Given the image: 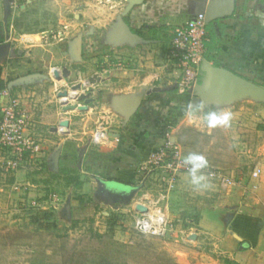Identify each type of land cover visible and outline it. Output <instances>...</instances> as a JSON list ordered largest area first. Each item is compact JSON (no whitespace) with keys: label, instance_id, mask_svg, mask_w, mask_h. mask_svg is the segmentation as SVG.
<instances>
[{"label":"crops","instance_id":"crops-1","mask_svg":"<svg viewBox=\"0 0 264 264\" xmlns=\"http://www.w3.org/2000/svg\"><path fill=\"white\" fill-rule=\"evenodd\" d=\"M124 1L122 8L113 10L112 14L106 11L104 4L99 5L103 3L101 1L82 5V10L74 13V17L78 15L80 19L77 24L80 28L67 26L61 39L54 42H49L46 32H41L39 40L26 44L31 40L28 36L36 34H24L25 40L14 38V26L8 20L13 0H8L6 9L0 0V45H3L0 49V83L4 84L0 89V111L8 99L1 92L7 89L9 97L18 99L26 117L24 133L40 146L39 152L27 156L18 170L0 175V194L6 202L4 204L2 200L0 208L5 210L11 205L13 197L16 199L13 206L18 204L21 211L27 210L28 199L42 201L50 189L60 188L69 191L64 201L48 200L36 210L34 219H40L59 206L67 218H71L76 209L87 206H117L135 187L139 162L151 148L161 143L164 124L174 125L173 136L183 156L191 149L202 153L212 165L219 158H225L221 156V143L228 145L227 152L232 155L226 158L233 159L243 151L235 152L234 148L245 144L243 135L238 133L245 131L253 108L250 103L257 105L255 107L264 117V104L252 102L254 100L249 96L223 101L213 97L206 88H201L200 94L196 95L194 92L179 93L176 88L179 71L167 58L171 38L174 30L201 10L208 0H142L127 13L128 0ZM187 6H196V10L186 15ZM263 7V0H237L232 16L218 19L216 25L206 23L208 41L203 59L264 86ZM118 15H123L139 38L113 41L111 32ZM78 35L82 37L80 56L74 43ZM118 62L121 68L115 67ZM63 68H67L68 75L57 79L54 73ZM29 74L35 76L26 82L12 83ZM95 75L99 79L89 88L99 105L87 106L84 111L64 112L58 103L59 90ZM200 79L201 75L197 81ZM142 86L150 92L143 95L138 111L127 119L119 112L117 104L121 98L139 92ZM154 88L158 90L154 91ZM190 105L202 107L198 114L190 117L187 115ZM229 110L232 112L230 127L209 128L201 118L209 112ZM102 114L114 120L108 128L110 139L94 144L90 140L93 125ZM63 119L69 120L65 132L58 125ZM53 127L58 129L54 131ZM29 157L31 160L27 162ZM74 161L81 176L80 173L74 176L70 166ZM185 176L178 177L174 190ZM13 183H18L21 188L13 191ZM250 184L251 181L246 187L247 192ZM251 185L256 194L245 193L240 184L230 187L233 196L223 199L222 203L234 207L231 214H226L230 221L228 226L217 224L216 220L205 222L210 226L205 225L210 229L205 233L225 257L236 264H264V196L261 195L264 179ZM75 186L81 191L78 197L71 193ZM173 191L169 193L166 205ZM103 213L107 215V212ZM200 214L202 222L208 219L204 211ZM0 217H7L1 209ZM14 218L19 220L17 216Z\"/></svg>","mask_w":264,"mask_h":264},{"label":"rangeland","instance_id":"rangeland-1","mask_svg":"<svg viewBox=\"0 0 264 264\" xmlns=\"http://www.w3.org/2000/svg\"><path fill=\"white\" fill-rule=\"evenodd\" d=\"M124 2V0L121 3H115L113 0H30L29 2L13 0L8 20L14 26V38L23 37L25 40L27 36L24 37V34H36V36H28L31 40L26 44L39 40L41 32H46L48 41L54 42L61 39L67 26L72 28L80 23L78 15L74 17V13L77 14L82 10L79 9L80 6L100 3L99 5L104 4L106 11L112 14L113 10L121 9ZM194 10L196 6H187L184 13L187 15ZM80 27L77 25L73 28ZM250 98L254 100L252 102L264 104L262 100L251 96ZM250 106L253 108L249 120L246 121L245 131L238 133L239 136L243 135L242 140H245V144L234 148L235 152H240L241 149L243 151L238 153L239 156L235 155V158L231 159L232 155L227 152L228 145L223 146L221 143L220 147L223 149L221 156L225 158H219L209 166L219 169L223 174L239 182L241 188L244 187L242 190L245 193L256 194V189L251 184L264 179V117L257 110L258 107H255L257 105L250 103ZM102 116L106 115L102 114L99 117L93 125V130L106 125V123L102 124ZM106 119L108 125L113 124L114 120L109 117ZM7 151L9 152L7 147L0 149L1 176L2 164L8 156ZM188 152L194 150L190 149ZM226 156L230 157L226 158ZM29 160L30 157L27 162ZM70 166L72 170L74 169V176L80 173L76 169L78 168L76 161L71 162ZM255 168H259L261 172L257 177L252 176ZM183 174L186 176L181 180L180 185L175 190V187L171 190L174 191L169 204L161 205L168 220L173 222L174 226L163 236L148 235L133 229L130 220L132 215L129 213L131 207L92 205L76 209L75 214L67 218L66 212L59 206L55 211H48L47 215L36 220L34 217L38 209L26 205L27 210L21 211L18 204L13 206L16 199L11 197V205L7 204L9 206H6L5 210L0 208L1 213L7 215L0 217V264H224L225 253L218 249L210 235L205 233L210 231L209 223L205 224V222L216 220L217 224L228 226L230 222L228 215L234 207H228L222 201L233 196V192L230 191L231 188L223 189L216 179L207 175H205L207 187H195L190 183L189 174ZM250 181V190L247 192L246 187ZM145 184L146 187H153L157 184V179H154V176L149 177L145 180ZM12 190L18 191L13 188ZM68 192L63 188L50 189L45 199L52 200L50 196L54 194L55 199L58 200L56 202L62 203ZM71 193L78 197L81 193L80 188L75 186ZM212 195L215 198H212ZM261 195L264 196V192H261ZM0 197L1 204L3 196ZM3 203L6 204L4 200ZM26 211L29 213L28 218L31 217L29 220L24 218ZM202 211L208 214V219L204 222L200 214ZM103 212H107V215ZM16 216L19 219L17 221L14 220ZM112 219L116 221L113 230L110 231L109 220ZM44 225L50 227L46 229ZM193 234H196L195 239L191 238Z\"/></svg>","mask_w":264,"mask_h":264},{"label":"built area","instance_id":"built-area-1","mask_svg":"<svg viewBox=\"0 0 264 264\" xmlns=\"http://www.w3.org/2000/svg\"><path fill=\"white\" fill-rule=\"evenodd\" d=\"M207 41L204 11L196 13L174 30L168 47L167 58L179 71L176 82L179 93H191L196 85L199 67L205 51V42ZM115 67L121 68L122 65L118 62ZM56 75L54 73V76ZM87 90V88H81L79 91L70 92L67 97H58L59 106L77 103V95L81 92H87ZM1 93L8 98L0 111L2 116L0 120V149L7 147L9 150V152L7 151V159L2 164V173L8 175L25 163L27 155L38 153L40 146L36 140L24 133L27 122L25 115L20 110L18 99L9 97L7 89ZM78 104L82 105L81 102ZM76 110L84 111L86 108ZM103 123L106 125L95 128L91 134L90 140L94 144L106 143L110 139L106 116H102ZM162 128L161 143L151 148L139 162L137 168L139 177L135 184V187L138 188L133 196L135 199H131L133 203L130 201L128 204L121 205L122 207H131L129 213L132 215L131 225L133 229L153 236H163L174 227L173 222L168 220L162 206L167 203L169 193L175 187L178 177L183 173H188L187 166L182 162L185 156H183L173 136L174 125L166 123ZM61 130L64 129L61 128ZM114 140H118V138L114 137ZM202 171L210 178L216 179L223 189L240 185L239 182L223 174L215 167L208 166ZM259 173L260 169L255 168L252 176L257 177ZM152 176L157 179V184L153 187H146L145 180ZM145 187L146 189H143ZM12 188L17 190L21 186L14 184ZM50 197L54 203L58 201L54 194ZM47 201L46 199L40 201L32 198L30 201L28 200L27 205L30 208L39 209Z\"/></svg>","mask_w":264,"mask_h":264},{"label":"water","instance_id":"water-1","mask_svg":"<svg viewBox=\"0 0 264 264\" xmlns=\"http://www.w3.org/2000/svg\"><path fill=\"white\" fill-rule=\"evenodd\" d=\"M117 1V0H113ZM237 0H208L204 7L198 12L204 11L205 13V22L217 24V20L221 18H226L232 16L234 14L236 8ZM264 1V0H263ZM142 0H128V5L125 9V13L129 12L132 6L139 4ZM3 4L5 9L8 5V0H3ZM83 6H80L81 9ZM197 12V13H198ZM124 13V14H125ZM114 29L111 32V38L114 42L121 41H132L136 38H139L137 34H135L130 25L124 20L123 15H118L116 18V22L114 24ZM75 50L76 53L80 56L82 52V37L78 35L74 39ZM3 45H0V49ZM56 78L61 79L68 75L69 71L67 68H63L61 72H55ZM199 75H201L200 81H197L194 86L192 92L196 94L201 88H206L211 92V95L215 98H218L223 101L230 100L232 98H237L240 96H251L255 99L264 101V86L261 84H257L254 81L248 80L242 77L239 74H236L232 70L215 66L211 64L209 61L203 59L201 61L199 67ZM35 74H29L22 77H19L12 81L13 84L26 82L32 79ZM203 76V78H202ZM98 76H92L89 79L83 80L81 82H77L72 84L70 88H66L60 90L57 93L58 97H67L70 92L79 91L81 88H87V92H81L77 95V103L73 104H65L62 106V110L64 112L71 110H82L87 108V106H98L99 102L92 94V90L89 88L92 84L98 81ZM144 86L141 87V90L137 93L130 94L121 98L120 102L117 104V108L121 114L125 116V118L129 119L135 112L138 111L142 97L144 94H148L150 91H146ZM158 88H154V91H157ZM193 99H197L194 97ZM82 102L83 104L80 106L78 103ZM65 132L69 127V120L63 119L58 124ZM58 128L53 127L52 130L56 131ZM138 187H134L130 190L129 194H125L123 198V203L116 204V207H119L123 204H128L132 197L135 195ZM133 193V195H132ZM132 195V196H131ZM192 239L196 238V234L191 235Z\"/></svg>","mask_w":264,"mask_h":264},{"label":"clouds","instance_id":"clouds-1","mask_svg":"<svg viewBox=\"0 0 264 264\" xmlns=\"http://www.w3.org/2000/svg\"><path fill=\"white\" fill-rule=\"evenodd\" d=\"M200 106H189L187 110V115L190 117L192 115L198 114ZM201 118L206 121L209 128L216 127H230L232 120V112L229 111H214L209 112L206 115H201ZM183 164L187 166V171L190 177V183L195 187L206 188V176L203 173V169L209 166L207 158L199 152H189L183 158Z\"/></svg>","mask_w":264,"mask_h":264},{"label":"trees","instance_id":"trees-1","mask_svg":"<svg viewBox=\"0 0 264 264\" xmlns=\"http://www.w3.org/2000/svg\"><path fill=\"white\" fill-rule=\"evenodd\" d=\"M4 87V84L3 82L0 83V89H2ZM1 114H0V120H1ZM37 220V219H36ZM109 230L112 231L113 230V226H114V223H115V219H112V220H109ZM50 226L49 225H44V228H49ZM224 264H236L235 262L231 261L230 259L226 258L224 259Z\"/></svg>","mask_w":264,"mask_h":264},{"label":"flooded vegetation","instance_id":"flooded-vegetation-1","mask_svg":"<svg viewBox=\"0 0 264 264\" xmlns=\"http://www.w3.org/2000/svg\"><path fill=\"white\" fill-rule=\"evenodd\" d=\"M261 1V0H260ZM261 5V4H260ZM261 9H262V7H261Z\"/></svg>","mask_w":264,"mask_h":264}]
</instances>
